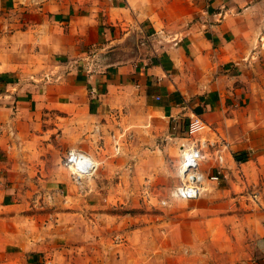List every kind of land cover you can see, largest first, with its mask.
Returning a JSON list of instances; mask_svg holds the SVG:
<instances>
[{"label":"rangeland","instance_id":"374dc122","mask_svg":"<svg viewBox=\"0 0 264 264\" xmlns=\"http://www.w3.org/2000/svg\"><path fill=\"white\" fill-rule=\"evenodd\" d=\"M212 1L84 2L83 20L75 24H83L84 58H75L68 76L58 77V108L35 118L33 130L43 142L33 136L34 142L17 148L26 177L13 186L10 198L21 218L13 220L20 235L9 250L27 244L43 264L61 256L106 264L117 256L122 262L116 264H255L262 259L264 166L248 161L235 168L236 177L204 183L197 198L176 196L188 142L215 135L205 129L190 136L189 117L168 123L129 89L100 99L109 68L161 60L171 37L183 36L195 22L208 27L216 9ZM113 7L118 11L111 18ZM91 74L102 77L93 81ZM72 84L82 86L74 91L82 100L65 105L71 99L62 90ZM70 149L95 161L78 178L66 165Z\"/></svg>","mask_w":264,"mask_h":264},{"label":"crops","instance_id":"0c3cea01","mask_svg":"<svg viewBox=\"0 0 264 264\" xmlns=\"http://www.w3.org/2000/svg\"><path fill=\"white\" fill-rule=\"evenodd\" d=\"M85 1L0 0V264H43L27 244L8 249L20 235L13 220L21 218L10 198L13 186L26 177L17 148L34 142L33 136L43 142V135L34 133L35 118L43 110L47 114L58 108V77L68 76L75 58H84L83 24H75L83 20ZM212 5L216 9L208 27L195 22L183 36L171 37L161 60L109 68L112 74L101 80L100 99H110L113 90L129 89L168 123L193 113L200 116L210 135L218 134L228 143L219 180L224 181L236 177L235 168L242 169L248 161L264 166V0H213ZM117 11L111 9V18ZM70 86L62 91L71 99L65 105L73 106V99L82 100L74 93L82 86ZM214 164L212 154L207 155L200 169L209 173ZM260 235L264 243V226ZM260 256L255 264H264L263 253ZM61 257L51 258L49 264H106ZM119 261L122 256L110 263Z\"/></svg>","mask_w":264,"mask_h":264},{"label":"built area","instance_id":"2783aa9c","mask_svg":"<svg viewBox=\"0 0 264 264\" xmlns=\"http://www.w3.org/2000/svg\"><path fill=\"white\" fill-rule=\"evenodd\" d=\"M207 128L204 120L191 114L187 123V132L190 136H196L204 132ZM228 150L227 141L220 135L214 138L193 140L188 142V148L183 150L181 162L179 165V174L181 183L175 188V195L185 198H197L204 191V183L218 182L223 177L224 153ZM215 162L213 170L204 173L200 169V164L207 155H211ZM66 165L71 170L74 177H80L88 173L95 165V161L86 153L70 149L66 155Z\"/></svg>","mask_w":264,"mask_h":264}]
</instances>
